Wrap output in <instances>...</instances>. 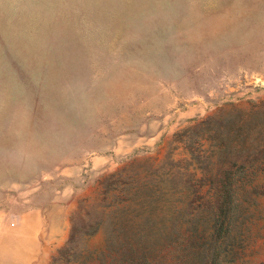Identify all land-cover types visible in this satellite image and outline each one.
I'll return each instance as SVG.
<instances>
[{"label":"rangeland","instance_id":"rangeland-1","mask_svg":"<svg viewBox=\"0 0 264 264\" xmlns=\"http://www.w3.org/2000/svg\"><path fill=\"white\" fill-rule=\"evenodd\" d=\"M234 164L264 182V0H0V264L186 246Z\"/></svg>","mask_w":264,"mask_h":264},{"label":"trees","instance_id":"trees-1","mask_svg":"<svg viewBox=\"0 0 264 264\" xmlns=\"http://www.w3.org/2000/svg\"><path fill=\"white\" fill-rule=\"evenodd\" d=\"M251 167L234 164L225 173L211 224L192 228L186 246L167 244L151 253L145 246L128 245L122 248L119 258H97V264H245L247 227L245 221L240 227V219L253 204L249 193L264 196V182L254 184L259 173ZM258 169L264 179V164Z\"/></svg>","mask_w":264,"mask_h":264}]
</instances>
